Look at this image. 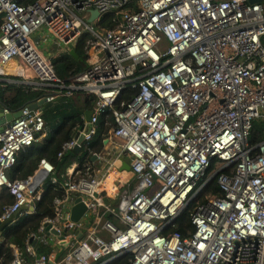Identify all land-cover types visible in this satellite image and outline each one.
Wrapping results in <instances>:
<instances>
[{
  "label": "built area",
  "instance_id": "obj_1",
  "mask_svg": "<svg viewBox=\"0 0 264 264\" xmlns=\"http://www.w3.org/2000/svg\"><path fill=\"white\" fill-rule=\"evenodd\" d=\"M93 11L100 18L90 23ZM105 15L117 25L99 31ZM0 16V79L95 98L90 132L84 134L85 121L60 158L73 153L82 135V150L91 144L102 115L114 116L108 152L90 151L93 173L83 174L79 165L62 183L47 160L37 182L9 177L19 156L48 136L41 112L25 106L21 118L0 128V192L14 197L0 225L33 215L45 182L64 189L54 218L23 250L13 248L9 264H108L127 255L130 264H264V141L250 143L254 122H264V4L39 0L24 6L0 0ZM42 29L69 50L83 34L92 36V65L82 77L67 84L58 76L54 57L34 41ZM11 63L16 74L7 71ZM128 87L136 95L115 110ZM213 177L220 196L206 193ZM78 202L87 212L76 223ZM193 203V232L186 238L170 232Z\"/></svg>",
  "mask_w": 264,
  "mask_h": 264
},
{
  "label": "trees",
  "instance_id": "obj_2",
  "mask_svg": "<svg viewBox=\"0 0 264 264\" xmlns=\"http://www.w3.org/2000/svg\"><path fill=\"white\" fill-rule=\"evenodd\" d=\"M39 0H20L24 6L36 3ZM3 24V18L0 16V27ZM117 23L113 15L103 16L97 29H114ZM90 34H83L75 46L76 56L70 53H63L52 59L53 65L58 76L67 84L76 77L82 76L90 67L87 56L88 42L91 40ZM264 44V39H263ZM17 79V78H15ZM77 99L61 98L58 104L49 103L45 106L43 117L48 126V136L42 143L33 145L26 153L19 156L18 162L13 170L10 171L11 180H27L34 177L42 160L50 162L57 170L67 161L68 156L62 158L59 154L62 152L66 143L70 142L78 135L85 122V114L93 109L95 98L84 92H75ZM49 95L47 89H37L31 86L6 84L0 87V105L9 109L11 112H19L25 106L38 102ZM136 95V90L128 87L121 99L115 104L114 109H120L123 103L130 102ZM83 97L84 99H82ZM114 129L113 112L109 111L99 119L97 134L93 141L87 147H84L80 155L81 168L83 174L93 173V168L89 165L92 163L90 151L100 153L105 150L104 141L108 138L109 133ZM264 141V122L255 121L250 135V143L257 145ZM70 167V166H69ZM57 176V175H56ZM58 178V177H57ZM59 179V178H58ZM59 182L62 181L59 179ZM207 194L220 196V190L216 183H212ZM64 197V189L60 184L47 181L44 184V195L36 202V211L33 215L21 217L13 226L1 230L0 239V264H9L13 260V248L23 250L26 239L31 235L38 233L46 220L53 219L55 216L54 202L56 199ZM14 203V197L8 189L0 192V217L5 207ZM196 207L193 203L183 214L175 220L174 227L170 232H178L184 238L193 232L191 215ZM49 253L50 250H45ZM131 255L124 256L113 264H130Z\"/></svg>",
  "mask_w": 264,
  "mask_h": 264
},
{
  "label": "water",
  "instance_id": "obj_3",
  "mask_svg": "<svg viewBox=\"0 0 264 264\" xmlns=\"http://www.w3.org/2000/svg\"><path fill=\"white\" fill-rule=\"evenodd\" d=\"M249 3L251 4H264V0H248ZM100 18V14L97 11H93L92 12V18L90 19V23H94L95 21H97ZM70 54L72 56H76V52H75V48L73 46L70 47ZM48 103V99L46 97L42 98L41 100H39L38 102H34L28 105L29 109L31 111H37L40 107L45 106ZM22 116V112L19 111L17 113H9V114H5L3 108H1L0 106V128H4L8 125H10L14 120L21 118ZM92 116H93V111H87L85 114V121L88 123L87 128L84 130V134H88L91 130V121H92ZM85 137L82 135L79 138V142H78V146L73 150V153L68 157L67 161L62 165V167L57 170L56 175L57 177L62 181V182H67L70 181L72 179V177L74 176V174L77 171V166H79L81 164L80 161V155L82 153V147L81 145L84 143ZM95 160V158H94ZM124 169L126 171H130V165L128 163V161H124ZM70 166V167H69ZM68 170V173L66 172ZM215 180V177H213L211 179V181L209 182V184L213 183ZM34 181H39V178L37 175L34 176ZM36 186V184H35ZM44 195V194H43ZM42 195V197H43ZM87 212V208L84 204L82 203H76V205L73 207L72 209V221L78 223L81 221V219L83 218V216L86 214ZM9 224V222H5L3 224H1L0 229L3 230L7 227V225ZM50 228H48L47 230H49ZM54 235H58V232L53 231ZM36 245V243H34V246ZM108 264H113L112 262L108 263Z\"/></svg>",
  "mask_w": 264,
  "mask_h": 264
},
{
  "label": "crops",
  "instance_id": "obj_4",
  "mask_svg": "<svg viewBox=\"0 0 264 264\" xmlns=\"http://www.w3.org/2000/svg\"><path fill=\"white\" fill-rule=\"evenodd\" d=\"M46 33H47L46 30L45 29H42L41 32L34 37V41H35V43L37 44V46H38V48L40 50H42L44 53H46L48 55L50 54L51 56H53V55L54 56H59V55H61L63 53H70V50L67 47H65L63 44H62L61 49L55 50L54 53L51 52V51L47 52V50L43 47V43L40 41L41 40L40 38L45 37L46 36ZM8 72L14 73V74L16 72H18V69L16 68V64L11 63L10 66L8 67ZM6 83L7 82L5 80L0 79V87L6 85ZM49 95H51V97L53 98L52 102H49V103H52V104H58L60 102L61 98H63V99H73V100H76L77 99V95L76 94H74L73 96H68L67 93L65 92L64 94L59 95V93L56 92L55 89H50L49 90ZM81 98L84 99L83 97H81ZM49 103H47L46 105H48ZM45 106L40 107L37 111H39V112H41L43 114V111L45 109ZM46 125H47V123H46ZM104 145H105V151L108 152V149H109L110 146L108 145V143L106 141H104ZM102 152H104V151H102ZM92 163H94V158L92 159ZM89 166L94 169V166H92V165H89ZM41 192H42V195H43L44 194V189L41 190ZM105 203L107 204L108 202L105 201Z\"/></svg>",
  "mask_w": 264,
  "mask_h": 264
},
{
  "label": "rangeland",
  "instance_id": "obj_5",
  "mask_svg": "<svg viewBox=\"0 0 264 264\" xmlns=\"http://www.w3.org/2000/svg\"><path fill=\"white\" fill-rule=\"evenodd\" d=\"M42 43H43V47L47 50V52L51 51V52L54 53L55 50L61 49V47H62V43L59 42V40L53 34H51L50 32L46 33V38L43 39ZM52 57H57V56L53 55ZM88 63L91 65L92 61L90 59H88ZM111 181H112V177L108 181L109 185H111ZM41 198H42V192H41V189H40L35 194V199L39 200Z\"/></svg>",
  "mask_w": 264,
  "mask_h": 264
},
{
  "label": "bare ground",
  "instance_id": "obj_6",
  "mask_svg": "<svg viewBox=\"0 0 264 264\" xmlns=\"http://www.w3.org/2000/svg\"><path fill=\"white\" fill-rule=\"evenodd\" d=\"M17 67H18V66H17ZM17 69H18V68H17ZM7 71H8V70H7ZM16 73H17V72H16ZM16 73H15V74H16ZM66 172L68 173V170H67ZM40 178H42V176H40ZM102 211H103L104 214H107V211H106V210L102 209Z\"/></svg>",
  "mask_w": 264,
  "mask_h": 264
},
{
  "label": "clouds",
  "instance_id": "obj_7",
  "mask_svg": "<svg viewBox=\"0 0 264 264\" xmlns=\"http://www.w3.org/2000/svg\"><path fill=\"white\" fill-rule=\"evenodd\" d=\"M75 48V47H74ZM82 152H83V150H82ZM82 154V153H81ZM93 158V157H92ZM81 165V164H80ZM1 226V225H0Z\"/></svg>",
  "mask_w": 264,
  "mask_h": 264
}]
</instances>
